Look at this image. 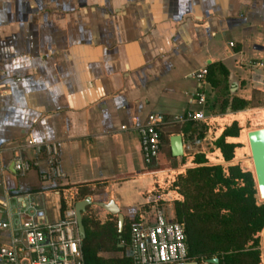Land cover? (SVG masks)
<instances>
[{
	"label": "crops",
	"instance_id": "1",
	"mask_svg": "<svg viewBox=\"0 0 264 264\" xmlns=\"http://www.w3.org/2000/svg\"><path fill=\"white\" fill-rule=\"evenodd\" d=\"M262 58L264 0H0V201L8 203L0 205V223L8 224L0 227V245L29 219L15 197L26 193L46 222L60 219L68 191L75 202L113 200L124 221L153 219L154 200L174 219L182 196L167 177L195 166L204 144L227 164L213 140L233 120L243 133L248 117L264 111V67L254 64ZM214 61L228 70V97L248 100L246 109L220 113L222 95L209 82L206 104L196 103L191 74ZM186 110L206 116L204 138L194 137L202 149L184 162L174 157L170 136L182 135L166 125L168 143L146 165L138 126L150 113ZM32 137L58 142L63 177L41 180L46 163ZM189 143L182 138V155ZM18 156L38 166L20 174ZM161 164L169 167L157 169Z\"/></svg>",
	"mask_w": 264,
	"mask_h": 264
},
{
	"label": "trees",
	"instance_id": "2",
	"mask_svg": "<svg viewBox=\"0 0 264 264\" xmlns=\"http://www.w3.org/2000/svg\"><path fill=\"white\" fill-rule=\"evenodd\" d=\"M206 67L207 81L222 95L220 113L240 111L249 106L248 100L228 97V70L220 61L209 62ZM241 129L239 123L233 120L212 142L226 166L208 163L205 153L196 152L192 160L196 165L177 174L173 182V187L182 196L173 203L174 220L183 224L187 256L197 261L217 257L219 264H261V254H264V201L257 200L258 190L253 173L231 162L235 149L241 147V143L227 141V137L239 138ZM206 131L203 121L184 122L176 129L184 140L194 137L201 140ZM159 138L160 148L168 143L162 130ZM166 167L169 165L161 164L156 168ZM87 193L84 189L79 191L81 197ZM87 211L86 208L82 215L85 237L80 241L84 264H130L126 245L121 241L127 243L129 228L139 218L126 219L122 231L119 232L117 227L113 233L111 219L106 224L107 228L102 229L104 223L92 222ZM94 227L100 228L98 233L105 235L97 234ZM109 235L111 240L107 241ZM108 243L121 254L113 257L100 255V249L109 247Z\"/></svg>",
	"mask_w": 264,
	"mask_h": 264
},
{
	"label": "built area",
	"instance_id": "3",
	"mask_svg": "<svg viewBox=\"0 0 264 264\" xmlns=\"http://www.w3.org/2000/svg\"><path fill=\"white\" fill-rule=\"evenodd\" d=\"M254 64L264 67V58L257 60ZM207 73L205 65L191 74L198 83L197 89L194 91V100L201 106H204L207 100L204 89V86L208 84ZM205 120L206 116L202 110H186L174 115L150 113L145 122L137 128L144 163L148 165L157 158L160 150L159 136L164 126ZM122 128L126 127L122 126ZM28 142L34 144L38 152L44 154L46 169L40 174L41 180H53L64 176L59 164L57 141L39 142L32 137ZM34 166H38L37 160H29L22 156L13 160V167L20 174L26 173ZM168 179L169 183L175 181L171 178L170 182V178L167 177L166 182ZM156 183L158 189L162 188L159 180ZM68 192L67 195L63 193L65 208L62 210L60 219L55 222L38 219V206L32 200L31 193L15 196L19 198L22 212H25L29 219L18 225L9 244L0 245V264H21L22 260L25 261V264H84L74 208L76 193ZM154 201L156 206L153 219L139 218L129 228L127 243L121 241V244L126 245V254L131 259L130 264L181 262L207 264L206 259L197 261L187 256L183 224L168 218L158 200ZM0 205L6 207L8 203L0 201ZM7 226L8 224L5 222L0 223V227ZM261 259L264 260L263 256Z\"/></svg>",
	"mask_w": 264,
	"mask_h": 264
},
{
	"label": "water",
	"instance_id": "4",
	"mask_svg": "<svg viewBox=\"0 0 264 264\" xmlns=\"http://www.w3.org/2000/svg\"><path fill=\"white\" fill-rule=\"evenodd\" d=\"M249 144L254 164V171L256 176V189L261 199H264V127L250 130L248 132ZM170 146L171 152L174 157H179L183 154L182 149V138L179 134L170 136ZM254 178V176H253ZM97 205L105 209L108 213L117 216L118 230L122 231L124 217L119 211L118 206L113 200H108L106 202L99 200H92L90 196H85L75 202V214H76V224L77 231L80 241L85 237V227L82 220V215L86 211L88 205ZM207 264H219V259L217 257L207 258ZM173 264H196L195 262H181Z\"/></svg>",
	"mask_w": 264,
	"mask_h": 264
},
{
	"label": "rangeland",
	"instance_id": "5",
	"mask_svg": "<svg viewBox=\"0 0 264 264\" xmlns=\"http://www.w3.org/2000/svg\"><path fill=\"white\" fill-rule=\"evenodd\" d=\"M181 124L182 123H174L172 129L176 130ZM261 127H264V111L256 110V112H253L250 115V117H248L247 122L244 123V128H245L244 130L245 131L242 134L245 135V132H247V131L249 132V130H253V129H257V128H261ZM189 141L191 142V144L189 143ZM241 141H242V142H240L241 143V147H239L235 151V155H234V158H233L232 162L233 163H238L243 169H249L254 175V169L252 167L253 165H252V161H251L252 160L251 150L249 148V145L245 141V139H241ZM186 142H188L190 144V147L186 146V150H185L186 151V155H181L184 158L183 162L185 161V157L190 152L192 153L193 151H195L196 146H197L196 145L197 142H196V140L194 138L186 140ZM197 147L199 149H202L201 145H198ZM203 147H204L203 149L205 150L204 153L206 155L208 163L218 164V162L216 161V158H217L216 155L214 153H210V151L212 150L210 145L209 144H204ZM219 164H222V163H219ZM222 165L226 166L227 164L224 163ZM176 176L177 175H175V179H176ZM173 182L169 183L168 185L170 187H172L173 189H175L173 187ZM92 200H97V199L93 198ZM257 200L259 202L264 201V199L260 198L258 193H257ZM86 208L88 209L87 215L92 220V222H99L100 224L104 223V227L102 229L107 228L106 224L109 222L110 219H108V218L111 215H108V213L105 210L101 209L99 206L94 205V204L88 205ZM111 220H112L111 222L113 223L112 232L114 233V230L118 227L117 220H116V217H112ZM123 226H124V222H123ZM99 229L100 228H98V229H96L95 227L93 228V230H95L97 234L105 235V234H102V233H98ZM116 231H117V229H116ZM103 232L105 233L106 231H103ZM260 236L261 237L263 236V231L260 233ZM104 238H106V237H104ZM104 240H106V239H104ZM108 240H111V235H109V239H107V241ZM110 246L111 245L109 244V247L105 246L104 248H101L100 251H99V254H101L102 256H105V257L119 256L120 252L118 250H116L115 248L110 247ZM107 248L108 249L111 248V250H107ZM261 249H262V242H261ZM262 255H263V252L261 254V258H262ZM261 264H264V260H262V259H261Z\"/></svg>",
	"mask_w": 264,
	"mask_h": 264
},
{
	"label": "bare ground",
	"instance_id": "6",
	"mask_svg": "<svg viewBox=\"0 0 264 264\" xmlns=\"http://www.w3.org/2000/svg\"><path fill=\"white\" fill-rule=\"evenodd\" d=\"M241 139H245V141L247 142V144L249 145V148H250L249 138H248V131L245 132V135L241 136ZM251 157H252V154H251ZM251 161H252V165H253L252 167L254 169L253 159ZM254 178H255V181H256L255 171H254Z\"/></svg>",
	"mask_w": 264,
	"mask_h": 264
}]
</instances>
